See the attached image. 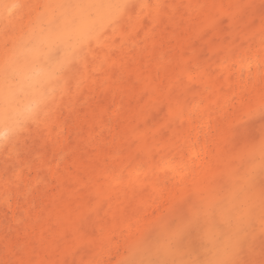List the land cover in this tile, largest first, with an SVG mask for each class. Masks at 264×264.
<instances>
[{
  "label": "rangeland",
  "instance_id": "rangeland-1",
  "mask_svg": "<svg viewBox=\"0 0 264 264\" xmlns=\"http://www.w3.org/2000/svg\"><path fill=\"white\" fill-rule=\"evenodd\" d=\"M73 4L0 0V69L26 41L56 56L0 121V264H136L197 210L151 258L264 264V0H123L71 38Z\"/></svg>",
  "mask_w": 264,
  "mask_h": 264
},
{
  "label": "bare ground",
  "instance_id": "bare-ground-1",
  "mask_svg": "<svg viewBox=\"0 0 264 264\" xmlns=\"http://www.w3.org/2000/svg\"><path fill=\"white\" fill-rule=\"evenodd\" d=\"M80 2V1H79ZM79 2H77L76 0H72V3H76L71 11H69V13H67L66 17H65V22L63 24H65L64 28L62 30L59 31V33H61L64 36L67 37H71V38H75V36H80L82 37L89 29H90V25H91V18L93 17H97L98 19H100L102 16H104V14L108 11L107 9H109V7L111 8V6L117 2H123V0H96L94 7L93 8H87V5L84 4V7L78 6ZM71 3V2H70ZM111 14H113V9L110 10ZM93 13V15L90 14ZM93 16V17H92ZM70 21H74L76 23L72 24L70 23ZM71 25L72 28L69 26ZM55 34L53 31H51L49 33V36L46 37V47L48 48L49 52L51 53L52 51V44L53 42L59 37L61 36ZM64 44L66 43L67 39L63 40ZM69 42H67V45L65 44V46L69 47L68 45ZM43 50V46L37 42L35 49L31 51V53L28 55V63L26 64V69L28 71H30L31 73V78L34 81L32 83V86L23 84L21 79H23V75L19 76L18 81L20 82V84H16L15 88H20L21 93H18L19 90L15 89V88H10L8 84H6L4 82V84L0 87V98H1V102H5L6 106L4 109H0V121L4 122L6 121L11 112V101L14 100H18L20 102L19 107L22 109H26V97L32 92L31 89H36L35 85L38 83H41L44 79L45 74L43 72H40L38 70H36V62H38V64H42L43 61H50V60H55L56 56L55 54L52 55H47V56H43V59L40 60L39 56H38V52L39 50ZM46 64V62H45ZM38 82V83H37ZM34 84V85H33ZM34 93V92H33ZM39 94V93H38ZM25 110H21V112H23ZM190 148H191V155H197V151L195 150V146H194V142L191 141L190 142ZM183 165L185 166L184 163H181L178 166V169H181V166L183 167ZM168 167H171V164H168ZM184 168V167H183ZM183 171V170H182ZM147 173H149L147 170L140 172V175H144L146 176Z\"/></svg>",
  "mask_w": 264,
  "mask_h": 264
},
{
  "label": "snow or ice",
  "instance_id": "snow-or-ice-1",
  "mask_svg": "<svg viewBox=\"0 0 264 264\" xmlns=\"http://www.w3.org/2000/svg\"><path fill=\"white\" fill-rule=\"evenodd\" d=\"M34 45L30 44V42L26 41L23 45H21L22 51L19 53H15L11 56L3 69H0V78H3L7 82H12L17 80V78L22 74L23 69L28 63V56L25 55L26 52L30 51L31 47ZM72 63L71 54H66L64 59L61 60L58 64V67L54 69L56 72H63L70 68ZM30 115L25 117L22 120L17 121L18 127H23L25 120L29 119ZM262 208H264V194H262L261 200ZM237 213H239L240 218L244 216L243 207L235 209ZM201 213L197 210L193 212V217L187 220H178L175 222L173 229L167 235H163L158 238L155 243L148 250V258L142 259L136 264H169L167 260L154 259L151 257L162 255L168 249H170L173 245H179L183 236L187 233L189 228L193 224V220L199 216ZM220 215H224V210H220ZM218 234L217 226H209L207 227L203 235L209 241L214 240ZM209 264H225L222 261L209 262Z\"/></svg>",
  "mask_w": 264,
  "mask_h": 264
}]
</instances>
